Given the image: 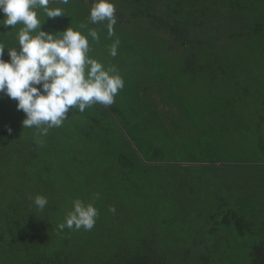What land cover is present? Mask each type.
<instances>
[{"label": "trees", "instance_id": "obj_1", "mask_svg": "<svg viewBox=\"0 0 264 264\" xmlns=\"http://www.w3.org/2000/svg\"><path fill=\"white\" fill-rule=\"evenodd\" d=\"M90 2L50 3L65 16L42 30H96L89 55L131 83L149 126L113 144L121 99L41 136L0 94V264H264V0L114 1L112 36ZM19 27H0L6 47ZM76 199L99 210L90 231L59 228Z\"/></svg>", "mask_w": 264, "mask_h": 264}, {"label": "clouds", "instance_id": "obj_2", "mask_svg": "<svg viewBox=\"0 0 264 264\" xmlns=\"http://www.w3.org/2000/svg\"><path fill=\"white\" fill-rule=\"evenodd\" d=\"M84 2L89 4V0ZM50 3L68 5L69 0H0L4 17L0 27L20 26L15 32V46L6 47L0 41V94L17 101V110L25 113L23 128H36L41 136L51 128L62 127L73 108L82 113L94 104L112 105L124 88L115 66L105 67L89 55L88 37L98 40L96 30L89 29L87 35L82 31L87 25H81L79 30L68 27L62 32L42 30L46 21L43 17L65 16L62 7H49ZM89 20L92 24L108 21V34L112 36L117 23L112 0H91ZM118 45L117 39L109 49L111 56L117 55ZM7 130L11 134L12 129ZM99 198V193L93 197ZM32 199L41 211L48 205L44 195ZM108 211L115 213L116 209L109 206ZM98 216L93 202L76 199L59 228L90 231Z\"/></svg>", "mask_w": 264, "mask_h": 264}, {"label": "rangeland", "instance_id": "obj_3", "mask_svg": "<svg viewBox=\"0 0 264 264\" xmlns=\"http://www.w3.org/2000/svg\"><path fill=\"white\" fill-rule=\"evenodd\" d=\"M91 0H89L90 2ZM114 1H120V0H112V2ZM91 3V2H90ZM115 6V5H114ZM119 8L117 7L115 9V12H122L120 10H118ZM45 29V28H44ZM107 55L108 57H111V55L108 54H102L99 53V57H102ZM135 74H133V80L135 81L136 79L139 80L138 77H140V72L141 69L137 68L134 69ZM153 73H155V69H153L152 71ZM146 76V74H145ZM147 77V76H146ZM131 83H124V88L119 90L118 94L115 97L114 103L115 102H119L122 99V106L123 109L121 111V115L117 117L118 121H119V125H118V131L116 132V136L113 138V144H122L123 142V138H121L120 136L122 135L123 132H125V135L127 137V139L125 140V144L129 143L131 146H137V142L136 139L139 141L140 136L137 135V133H135V129L132 127V124L137 122L139 124V128L143 127V129H146L145 127L149 126L147 125V122L149 123L150 121H141V123H139L136 119V117H138L139 115L142 114V112H136V113H131V108H135L137 111H139L141 108L137 107L136 104L133 102V100H130V95H129V91H132L133 89L131 88ZM159 111L157 112H153L151 115H146V116H159ZM166 115V114H165ZM121 119H123V122L121 123ZM146 132V131H145ZM123 136V135H122ZM126 151H128V149L124 148Z\"/></svg>", "mask_w": 264, "mask_h": 264}]
</instances>
